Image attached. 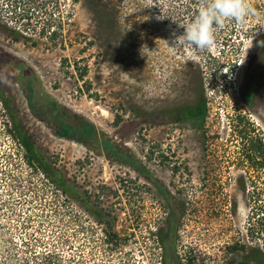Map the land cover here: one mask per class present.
<instances>
[{"label": "rangeland", "instance_id": "374dc122", "mask_svg": "<svg viewBox=\"0 0 264 264\" xmlns=\"http://www.w3.org/2000/svg\"><path fill=\"white\" fill-rule=\"evenodd\" d=\"M250 6L201 52L173 44L198 0H0V122L5 99L116 216L75 204L73 264H163L168 232L179 264H264V154L249 146H264V118L247 96L264 0Z\"/></svg>", "mask_w": 264, "mask_h": 264}, {"label": "trees", "instance_id": "16d2710c", "mask_svg": "<svg viewBox=\"0 0 264 264\" xmlns=\"http://www.w3.org/2000/svg\"><path fill=\"white\" fill-rule=\"evenodd\" d=\"M3 102L9 116L0 122L4 127L0 130V264H73L74 256L68 249L76 223L75 204L108 225L116 221V216L106 210L99 195L92 196L79 187L68 168L29 137L8 101ZM204 114L202 106L187 112L191 118H203ZM67 129L68 133L80 131L95 141L92 130ZM249 146L255 158L262 157L264 146L259 140ZM252 164L264 165L255 159ZM174 215L172 212L171 222ZM170 238L168 232L163 255H174L167 246ZM165 264L176 262L166 259Z\"/></svg>", "mask_w": 264, "mask_h": 264}, {"label": "clouds", "instance_id": "9594fccd", "mask_svg": "<svg viewBox=\"0 0 264 264\" xmlns=\"http://www.w3.org/2000/svg\"><path fill=\"white\" fill-rule=\"evenodd\" d=\"M198 4L194 18L178 24L184 31L178 36L173 34V44H187L201 52L215 45V32L225 20L242 24L252 11L250 0H198Z\"/></svg>", "mask_w": 264, "mask_h": 264}, {"label": "flooded vegetation", "instance_id": "af4514ba", "mask_svg": "<svg viewBox=\"0 0 264 264\" xmlns=\"http://www.w3.org/2000/svg\"><path fill=\"white\" fill-rule=\"evenodd\" d=\"M251 28H254V25ZM251 40L252 46L248 67V110L251 121L261 125L260 119L264 118V32L256 37L252 36ZM252 125L254 126V124ZM167 246L168 250L173 251L171 242ZM166 259H173L176 264H179L175 255H163V264H165Z\"/></svg>", "mask_w": 264, "mask_h": 264}]
</instances>
